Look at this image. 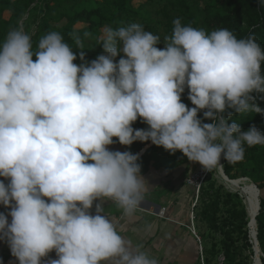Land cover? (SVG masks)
<instances>
[{"label": "clouds", "instance_id": "obj_1", "mask_svg": "<svg viewBox=\"0 0 264 264\" xmlns=\"http://www.w3.org/2000/svg\"><path fill=\"white\" fill-rule=\"evenodd\" d=\"M173 23L163 50L141 24L107 28L98 42L104 54L91 62L83 50L92 33H73L79 65L59 32L35 51L22 24L8 32L0 48V176L9 183L0 180V204L10 212H0V240L19 264H42L52 251L58 259L47 264H159L102 215L111 201L133 217L149 191L140 154L109 150L114 137L180 151L205 172L222 157L243 161L245 146H264L255 125L242 131L224 115L264 113L253 95L264 93L255 34L238 39L226 28L209 34ZM186 88L191 109L181 99ZM201 110L212 123L198 118ZM138 119L149 127L133 128Z\"/></svg>", "mask_w": 264, "mask_h": 264}, {"label": "trees", "instance_id": "obj_2", "mask_svg": "<svg viewBox=\"0 0 264 264\" xmlns=\"http://www.w3.org/2000/svg\"><path fill=\"white\" fill-rule=\"evenodd\" d=\"M34 1L36 0H0V39L7 35L9 29H14L19 26L23 13ZM132 2L133 0H111L113 8H110L98 0H48L45 4V18L52 16L56 21L65 20V23L63 25L46 23L43 26L45 35L52 31L61 33L65 38V42L73 47L72 50L77 55V60L74 63L79 65L82 63L79 59L81 50L76 48L75 42L72 39L73 33L83 36L85 32H91L92 36L99 42L104 37L107 28L117 30L128 24L137 23L138 19L141 20L138 24L143 25L145 31L153 32L151 28L153 21L149 13L144 10L143 6L136 7ZM227 2L230 5H235L236 11L234 13H216L215 15L207 16L204 21L206 31L210 34L214 30L226 28L232 31L238 39L247 38L249 35L255 34L257 43L264 50V7L261 6L260 0H227ZM178 4L182 13V23L185 26L191 25L194 28H198L195 9L185 0H179ZM6 11L12 12L10 20L4 16ZM170 28L173 30L174 27L170 26ZM83 51L86 54L87 62H91L99 55L104 54L102 44H98L97 47L90 50L84 49ZM122 56L123 53L116 58L117 63ZM33 59L35 60L36 57L34 56ZM262 75H264V62H262ZM253 95L257 97L256 103L264 109V99L261 98L264 97V93H253ZM181 99L190 109L194 107L185 92L182 94ZM204 111L206 110H201L198 113V118L204 123H212L213 121L204 119ZM228 111L232 112V115L228 116V112H225L224 115L227 117L229 124L233 122L239 123L242 131H247L252 125H255L264 134V113H246L240 116V114L235 113L231 109ZM148 127L141 119H138L133 124V128L135 129H147ZM113 139L116 142L108 146L109 150L121 152L131 151L133 154H140L138 163L142 166V175L149 173L151 170H165L170 172L171 175L177 176L187 166L193 163L182 152L177 151L173 155L163 147H157L151 141H136L131 146H124L118 142V138L114 137ZM111 146H115V148H111ZM245 147L246 152L243 161L233 165L224 160V171L233 180L244 177L250 178L258 186L260 191L263 192L264 146ZM89 162L91 163V161ZM210 187L213 188V186ZM211 188H202V194L199 196L203 197V201L206 202V212L207 209L208 212L212 210L214 202L216 201L214 199L210 200L213 197ZM260 200L261 209L256 219L258 223V239L264 254V199L261 198ZM233 214L235 217H240L241 219L235 228L242 235V247L254 257L253 243H251L248 227L250 220L246 207L242 203L240 208L235 206ZM207 220L210 222L211 227H215V223L211 219L209 220V217ZM231 248V245L225 241L224 254L228 264H248L246 262H237ZM262 261L264 263V256H262ZM204 262L205 264H211V259L206 257Z\"/></svg>", "mask_w": 264, "mask_h": 264}, {"label": "rangeland", "instance_id": "obj_3", "mask_svg": "<svg viewBox=\"0 0 264 264\" xmlns=\"http://www.w3.org/2000/svg\"><path fill=\"white\" fill-rule=\"evenodd\" d=\"M46 1L48 0H36L30 7H28L23 13L19 25H23L24 30L32 37L33 50H37L40 39L45 36V30L43 26L48 23L51 25H63L65 20L56 21L55 18L49 16L45 18L46 11ZM100 3L107 5V7L113 8L111 5V0H98ZM179 0H133V4L136 7L143 6L144 10L149 13L150 18L152 19V33L158 35L161 38V42L157 45L158 48L163 50L165 48L164 38L172 34L171 27H174V20L176 18L182 19V13L179 9ZM191 7L196 11V17L198 22V28L205 29V18L207 16L215 15L216 13H234L236 11L235 5H230L227 0H185ZM23 4V3H22ZM232 8V9H231ZM4 16L7 19H11L12 12L6 11ZM141 20L138 19L137 23H140ZM21 23V24H20ZM170 25V26H169ZM11 29L8 30V32ZM8 34V33H7ZM7 35L0 39V48L4 41L6 40ZM85 49L90 50L98 46V41L93 37L91 40H86ZM185 93L188 95L189 90L186 88ZM115 146H111V148ZM124 151V150H123ZM202 165L199 163H191L187 166L181 176V182L178 188V191L182 190L183 201L185 206L180 210H185L187 214L182 215L184 212H180L179 219L176 220V214L173 215V212H170L171 207H175L177 204L176 200H173L177 195L171 193L168 201V208H166V217L167 220H176L178 221L179 226L188 229L192 233L190 227L194 224V227L199 235L201 241L197 237V257L194 259V264H202L201 250L200 246L203 247L204 259L209 257L211 259V264H228L225 254H224V243L227 241L231 245L233 254L235 255L237 262H246L248 264H253L254 257L250 255V252L245 250L243 245L242 235L238 233L235 226L241 221L240 217H235L233 214L234 207H241V203L246 207L245 200L238 194L229 190L225 185L220 181L219 171L217 167L208 174L204 179L202 188L213 186L211 188V193L213 195L210 200H216L212 210L208 212L206 209V202H204L203 197L197 198L196 189L194 186L188 185L191 175L197 171H201ZM201 188V189H202ZM231 191V192H230ZM200 194L201 191H200ZM199 194V195H200ZM180 194L177 196L179 197ZM261 198L264 199V190L260 194ZM259 196V197H260ZM260 198V199H261ZM244 200V201H243ZM208 203V202H207ZM142 207H139L138 210H142ZM179 210V211H180ZM151 215L159 217L160 209L158 211L150 210L148 211ZM209 214V215H208ZM187 222L185 224L182 222L183 217ZM215 223V227L210 226L207 218ZM161 218V217H160ZM192 218L193 223H192ZM165 219V218H162ZM171 221V220H170ZM248 228V227H247ZM194 235V234H193ZM264 264V263H263Z\"/></svg>", "mask_w": 264, "mask_h": 264}, {"label": "crops", "instance_id": "obj_4", "mask_svg": "<svg viewBox=\"0 0 264 264\" xmlns=\"http://www.w3.org/2000/svg\"><path fill=\"white\" fill-rule=\"evenodd\" d=\"M182 173L177 176L171 175L165 170H151L143 175L149 185V191L145 195V199L139 207L142 210H137L133 217L129 218L123 215L115 203L106 201L104 203L105 212L102 215L109 216L118 233L126 240L130 241L133 248L139 246L141 251L150 254L156 258L159 264H194L197 257V241L196 236L191 234L188 229L179 226L178 220L180 210L185 206L183 201L182 190H177L181 182ZM0 180L6 184L8 180L0 176ZM176 195L173 200L177 201L176 206L171 207L173 215L176 214V220L162 219L158 216L151 215L148 211L161 208H168L169 197ZM47 199V198H45ZM99 201H94L91 214H96L95 205ZM180 210V211H179ZM0 212L7 214L9 208L0 204ZM182 215L185 216V210ZM182 222L185 224L186 219ZM9 223L12 217L8 216ZM51 259H58L56 252L52 251L49 256L42 259V264H47ZM0 264H19L17 258L13 257L8 244L0 240Z\"/></svg>", "mask_w": 264, "mask_h": 264}, {"label": "bare ground", "instance_id": "obj_5", "mask_svg": "<svg viewBox=\"0 0 264 264\" xmlns=\"http://www.w3.org/2000/svg\"><path fill=\"white\" fill-rule=\"evenodd\" d=\"M217 170L219 171V177L222 184L225 185L229 190L238 193L245 200V205L249 211V220L252 222L251 227L249 228H251L252 231H255L256 229L254 227V219H256L257 213L259 211L257 197L259 199L261 191L258 194V191L254 187V182L251 179L233 180L227 178L222 172L220 165L217 166ZM256 225L258 226L257 222ZM257 264H261V262H257Z\"/></svg>", "mask_w": 264, "mask_h": 264}, {"label": "water", "instance_id": "obj_6", "mask_svg": "<svg viewBox=\"0 0 264 264\" xmlns=\"http://www.w3.org/2000/svg\"><path fill=\"white\" fill-rule=\"evenodd\" d=\"M21 24V23H20ZM223 163H224V159L222 157L221 159V169H222V172L224 173V175L229 178L225 171H224V167H223ZM241 179H250V178H247V177H244V178H240L238 180H241ZM254 187L255 189L258 191V194L260 192V189L258 188V186L254 183ZM257 200H258V206H259V211L257 213V215L259 214L260 212V209H261V200L258 199L257 197ZM246 210H247V213L249 215V211H248V208L246 207ZM256 222H257V219H254V227H255V231H252L251 228H249V234H250V237H251V243H253V250H254V262L253 264H257V262H261V264H263V261H262V256H264L262 250H261V247H260V242H259V239H258V226L256 225ZM192 223H193V218H192ZM251 224L252 222H249L248 224V227H251Z\"/></svg>", "mask_w": 264, "mask_h": 264}, {"label": "built area", "instance_id": "obj_7", "mask_svg": "<svg viewBox=\"0 0 264 264\" xmlns=\"http://www.w3.org/2000/svg\"><path fill=\"white\" fill-rule=\"evenodd\" d=\"M209 173L210 172H205L202 169L201 171L195 172L190 177V181H189L188 185L195 187L196 193H197V198L200 196L199 194H200V191H201V188H202L203 181L208 176ZM159 217L168 219V217H166V208H161L160 209ZM190 229H191L192 233L199 239V241H201V239H200L199 235L197 234V231H196V229L194 227V224H192ZM200 250H201L202 264H205L204 255H203V247L202 246H200Z\"/></svg>", "mask_w": 264, "mask_h": 264}]
</instances>
